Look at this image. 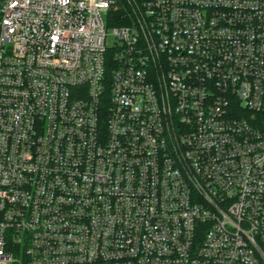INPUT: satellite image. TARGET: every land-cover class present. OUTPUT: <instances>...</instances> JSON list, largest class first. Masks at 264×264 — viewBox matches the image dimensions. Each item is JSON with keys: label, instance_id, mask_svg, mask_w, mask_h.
I'll list each match as a JSON object with an SVG mask.
<instances>
[{"label": "built area", "instance_id": "built-area-1", "mask_svg": "<svg viewBox=\"0 0 264 264\" xmlns=\"http://www.w3.org/2000/svg\"><path fill=\"white\" fill-rule=\"evenodd\" d=\"M0 264H264V0H0Z\"/></svg>", "mask_w": 264, "mask_h": 264}, {"label": "rangeland", "instance_id": "rangeland-1", "mask_svg": "<svg viewBox=\"0 0 264 264\" xmlns=\"http://www.w3.org/2000/svg\"><path fill=\"white\" fill-rule=\"evenodd\" d=\"M112 26L111 25H108L107 26V29H108V34H109V36H108V40H107V45H108V47H112L113 46V37H111V32H112Z\"/></svg>", "mask_w": 264, "mask_h": 264}]
</instances>
